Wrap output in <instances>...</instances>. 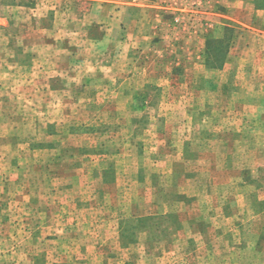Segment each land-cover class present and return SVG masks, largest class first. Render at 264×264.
I'll list each match as a JSON object with an SVG mask.
<instances>
[{"label": "rangeland", "instance_id": "rangeland-1", "mask_svg": "<svg viewBox=\"0 0 264 264\" xmlns=\"http://www.w3.org/2000/svg\"><path fill=\"white\" fill-rule=\"evenodd\" d=\"M0 264H264V0H0Z\"/></svg>", "mask_w": 264, "mask_h": 264}]
</instances>
